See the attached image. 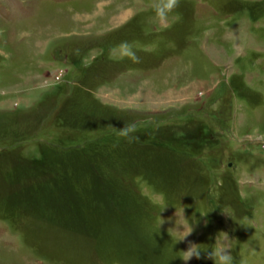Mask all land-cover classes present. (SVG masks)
I'll list each match as a JSON object with an SVG mask.
<instances>
[{"label": "rangeland", "instance_id": "374dc122", "mask_svg": "<svg viewBox=\"0 0 264 264\" xmlns=\"http://www.w3.org/2000/svg\"><path fill=\"white\" fill-rule=\"evenodd\" d=\"M152 4L0 0V264H264V0Z\"/></svg>", "mask_w": 264, "mask_h": 264}, {"label": "clouds", "instance_id": "9594fccd", "mask_svg": "<svg viewBox=\"0 0 264 264\" xmlns=\"http://www.w3.org/2000/svg\"><path fill=\"white\" fill-rule=\"evenodd\" d=\"M180 0H153L152 8L156 13V16L159 20H166L168 15L172 13L176 8L179 7ZM121 59H127L133 63H139L140 57L137 55L136 51L127 43L122 42L119 46ZM146 51H151V49H145ZM137 126L135 124H125L124 127L120 128L119 135L122 138H125L129 143L133 142L135 139H138L136 136ZM166 207L163 206L160 211ZM164 222V221H163ZM162 222V223H163ZM161 223V224H162ZM193 229L186 230L183 237L180 239L186 238ZM193 257L196 259H201V249L198 247V244L189 242L187 250L183 251V254L180 258L187 264ZM205 259H210L214 261V264H232L231 250L227 247H215L211 251H207Z\"/></svg>", "mask_w": 264, "mask_h": 264}, {"label": "trees", "instance_id": "16d2710c", "mask_svg": "<svg viewBox=\"0 0 264 264\" xmlns=\"http://www.w3.org/2000/svg\"><path fill=\"white\" fill-rule=\"evenodd\" d=\"M65 53L67 54V51L65 50ZM60 60V59H59ZM60 61H63V60H60ZM17 140H20L21 139V137H17L16 138ZM208 162L210 163L209 165H207L210 169L211 168H213L214 167V165L212 164L213 162L211 161V160H208ZM211 166V167H210ZM208 168V169H209ZM210 169H209V171H210ZM207 197H208V200H209V196H208V193H207V195H206Z\"/></svg>", "mask_w": 264, "mask_h": 264}, {"label": "crops", "instance_id": "0c3cea01", "mask_svg": "<svg viewBox=\"0 0 264 264\" xmlns=\"http://www.w3.org/2000/svg\"><path fill=\"white\" fill-rule=\"evenodd\" d=\"M250 105H252V104H250ZM253 106V105H252ZM238 164V163H237ZM238 168H239V165H238Z\"/></svg>", "mask_w": 264, "mask_h": 264}]
</instances>
